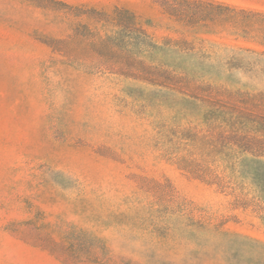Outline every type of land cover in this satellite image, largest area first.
<instances>
[{
    "label": "rangeland",
    "instance_id": "1",
    "mask_svg": "<svg viewBox=\"0 0 264 264\" xmlns=\"http://www.w3.org/2000/svg\"><path fill=\"white\" fill-rule=\"evenodd\" d=\"M229 32L0 0V264H264V26Z\"/></svg>",
    "mask_w": 264,
    "mask_h": 264
},
{
    "label": "trees",
    "instance_id": "2",
    "mask_svg": "<svg viewBox=\"0 0 264 264\" xmlns=\"http://www.w3.org/2000/svg\"><path fill=\"white\" fill-rule=\"evenodd\" d=\"M160 4L164 12L181 26L184 34L194 33L197 26L209 28L216 22L225 31H230L232 36H238V32L248 35L256 25L264 26V13L258 11L214 5L202 0H160ZM240 62L231 58L227 64L234 67L239 66Z\"/></svg>",
    "mask_w": 264,
    "mask_h": 264
}]
</instances>
